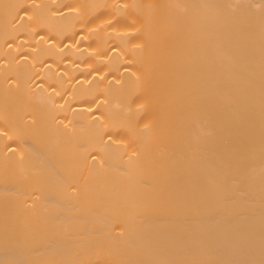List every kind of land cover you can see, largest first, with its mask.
I'll list each match as a JSON object with an SVG mask.
<instances>
[{
    "label": "bare ground",
    "instance_id": "bare-ground-1",
    "mask_svg": "<svg viewBox=\"0 0 264 264\" xmlns=\"http://www.w3.org/2000/svg\"><path fill=\"white\" fill-rule=\"evenodd\" d=\"M0 264H264V0H0Z\"/></svg>",
    "mask_w": 264,
    "mask_h": 264
}]
</instances>
